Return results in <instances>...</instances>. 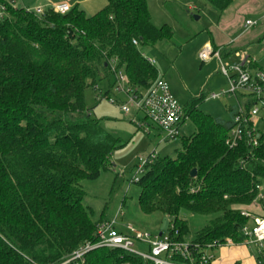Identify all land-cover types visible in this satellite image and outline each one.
I'll return each instance as SVG.
<instances>
[{"label":"trees","instance_id":"obj_1","mask_svg":"<svg viewBox=\"0 0 264 264\" xmlns=\"http://www.w3.org/2000/svg\"><path fill=\"white\" fill-rule=\"evenodd\" d=\"M206 1L221 11L234 2ZM107 2L93 16L78 6L40 16L0 0V264H62L98 243L97 226L107 221H93L83 183L111 170L121 139L92 117L85 92L103 79L115 81L116 71L134 87L149 88L159 73L142 49L174 37L170 27L153 25L148 0ZM222 51L223 57L235 52ZM203 99L184 108L195 132L182 150L158 157L135 181L138 206L145 215L168 217L174 241L204 249L227 239L239 245L249 222L241 209L258 199L264 183V136L257 150L246 141L229 149L235 107L225 121L201 112ZM184 214L209 218L192 240ZM82 264L153 263L98 248Z\"/></svg>","mask_w":264,"mask_h":264},{"label":"rangeland","instance_id":"obj_2","mask_svg":"<svg viewBox=\"0 0 264 264\" xmlns=\"http://www.w3.org/2000/svg\"><path fill=\"white\" fill-rule=\"evenodd\" d=\"M8 1H13L17 8L28 11L48 5L46 0ZM107 3V0H101L95 4V9H104ZM148 3L153 25L157 28L170 27L174 37L171 41L160 42L155 48L142 49V53L147 59L154 61L159 76L167 81L182 107L186 108L192 99L228 90L226 79L218 73L217 60L203 64L199 59L205 43L212 39L234 51L236 49L233 48L242 46L244 52L256 58L264 70V0H234L225 11L206 0H148ZM247 21L257 25L248 29L245 27ZM110 84V96L117 101L116 104L100 99L109 91ZM124 101L125 97L115 89L114 78L103 79L97 88L89 87L85 92V103L92 117L99 120L106 131L121 139V147L113 154L111 170L103 171L96 181L83 183L86 192L84 205L92 210L95 223H99L102 218L112 220L121 213L120 222L130 224L145 233L160 234L168 230L170 219L159 213L145 215L140 211L139 187L135 183L138 172L136 165L140 157L153 153L160 158H175L183 148V140L195 132V127L187 120L182 126L180 137L168 139L163 131L149 123L150 134H146L139 129V123L134 122L132 115L122 112L120 105ZM237 103L234 97L203 99L199 110L213 117L229 119V108ZM138 117L143 121L141 115ZM255 127L264 134V109L255 119ZM260 196L263 197L262 200L259 199L261 209L255 213L256 216L264 217V183ZM183 217L191 225L188 240H192L195 233L209 220L208 217L190 214H184ZM137 248L144 252L148 250L145 244L137 245ZM234 249L236 248H217L213 250V254L216 260L221 261L237 260L238 257V262L244 264L243 253L246 254V250ZM249 253L255 254L254 247L249 249Z\"/></svg>","mask_w":264,"mask_h":264},{"label":"built area","instance_id":"obj_3","mask_svg":"<svg viewBox=\"0 0 264 264\" xmlns=\"http://www.w3.org/2000/svg\"><path fill=\"white\" fill-rule=\"evenodd\" d=\"M48 10H52L56 14H66L71 10V6L67 3L50 4L33 11L42 16ZM2 15L0 13V17ZM256 25L257 23L247 21L245 27L250 29ZM133 43L135 46H139L136 41ZM229 55V57H223L222 52L215 50L210 44H207L201 51L199 59L203 63H208L213 59L217 60L219 73L226 79L229 86L228 90L211 93L206 96V99L236 98L238 102L234 106L236 114L232 119V127L225 144L229 149H235L246 141L252 150H257L264 136L255 127V119L264 109V70L248 53L236 51ZM143 57L150 65L154 66L153 60L147 59L144 54ZM115 89L125 97V101L120 105L122 112L129 116L132 115L135 119L134 122L139 123L140 130L150 134L149 123H151L152 126L163 131L168 139L180 137L182 126L188 119L185 116L184 107L175 99L165 79L159 76L149 88L139 89L130 83L124 71H116ZM100 99L117 103L111 96H102ZM140 115L143 121L139 119ZM158 157L156 153H153L147 157L139 158L136 165L138 172L135 181ZM258 189L261 191L262 187ZM259 199L262 200L263 197L259 196L251 206L241 209V215L251 221L242 227L243 243L239 245L247 249L254 247L256 263L264 264V217L256 216L255 213L256 210L261 209ZM120 216L121 213L116 218L99 224L96 231L98 243L86 244L62 264H82L85 256L98 248L120 250L153 264H215L213 250L238 246L231 239H227L223 244L215 243L204 249L189 241L172 240L169 230L160 234L136 230L132 225L120 222ZM170 229L173 230V226ZM140 244L148 246L147 252L137 248V245ZM175 259H180L182 262H176Z\"/></svg>","mask_w":264,"mask_h":264},{"label":"crops","instance_id":"obj_4","mask_svg":"<svg viewBox=\"0 0 264 264\" xmlns=\"http://www.w3.org/2000/svg\"><path fill=\"white\" fill-rule=\"evenodd\" d=\"M53 2H54V4H65V3H67V4H69L70 6H71V8H73L74 6H78L80 9H82L85 13H86V15H88V16H93V15H91V14H97L98 13V11H100V10H102V9H100L101 7H98V8H96L95 9V4L97 3V2H99V1H101V0H52ZM52 1H48V0H46L45 1V3H47L48 5H50V4H52L53 2ZM10 2H12L13 4H14V6H15V3L13 2V1H10ZM50 2V3H49ZM52 2V3H51ZM16 7V6H15ZM17 8V7H16ZM96 12V13H95ZM207 44H210V45H212V47L216 50V48H217V50H220L221 52H223L222 50H223V45H225V44H219V43H216L213 39L211 40V41H209V42H207V43H205V45L204 46H206ZM203 46V47H204ZM230 49V48H229ZM232 49V48H231ZM233 49H236V51H240V52H244V50H243V47L242 46H239V47H235V48H233ZM235 51V52H236ZM252 56V55H251ZM256 59V58H255ZM214 60H211L209 63H212ZM256 61H257V59H256ZM202 62V61H201ZM203 63V62H202ZM218 63V62H217ZM203 64H205V63H203ZM257 64H258V66L260 67V68H262L260 65H259V63H258V61H257ZM219 68V67H218ZM219 73V72H218ZM235 106V105H234ZM234 106H231V107H234ZM212 116V115H211ZM223 119V118H222ZM223 120H225V121H229L230 120V116H229V119H223ZM234 248H236V249H234V250H239V249H241V250H246L245 252H246V254L245 253H243V260H244V264H257L256 263V259H255V256L252 254V253H249V249H247V248H245L244 246H241V245H238V246H235ZM238 252V251H237ZM215 264H240L239 262H238V257H237V260L235 259V260H224V261H221V260H216V258H215Z\"/></svg>","mask_w":264,"mask_h":264},{"label":"water","instance_id":"obj_5","mask_svg":"<svg viewBox=\"0 0 264 264\" xmlns=\"http://www.w3.org/2000/svg\"><path fill=\"white\" fill-rule=\"evenodd\" d=\"M197 176V170H193L191 173V177L195 178Z\"/></svg>","mask_w":264,"mask_h":264}]
</instances>
